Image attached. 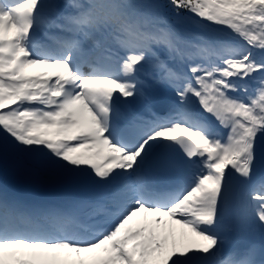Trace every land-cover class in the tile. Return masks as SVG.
<instances>
[{
  "label": "snow or ice",
  "instance_id": "6c2138e0",
  "mask_svg": "<svg viewBox=\"0 0 264 264\" xmlns=\"http://www.w3.org/2000/svg\"><path fill=\"white\" fill-rule=\"evenodd\" d=\"M0 264H264V0H0Z\"/></svg>",
  "mask_w": 264,
  "mask_h": 264
}]
</instances>
